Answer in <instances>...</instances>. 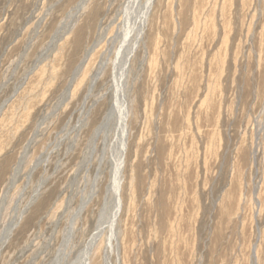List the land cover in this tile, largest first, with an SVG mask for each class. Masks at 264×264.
<instances>
[{
	"label": "rangeland",
	"instance_id": "374dc122",
	"mask_svg": "<svg viewBox=\"0 0 264 264\" xmlns=\"http://www.w3.org/2000/svg\"><path fill=\"white\" fill-rule=\"evenodd\" d=\"M126 2L0 0V239L24 212L0 264H79ZM150 24L128 77L136 201L128 166L120 256L91 264H264V0H154Z\"/></svg>",
	"mask_w": 264,
	"mask_h": 264
},
{
	"label": "bare ground",
	"instance_id": "6f19581e",
	"mask_svg": "<svg viewBox=\"0 0 264 264\" xmlns=\"http://www.w3.org/2000/svg\"><path fill=\"white\" fill-rule=\"evenodd\" d=\"M153 8H154V0H127L123 8L122 17L120 18V21L118 22L117 25L115 24L114 28L110 30L108 36H106L107 34L105 35V40H107L108 42L107 52H110V55H111V51H113L114 57L111 60L110 58L108 59V56L107 57L105 56L106 58L102 57L100 61V66L99 68L97 67L99 69V72L97 73L95 72L96 75H93L92 80L93 82H95L96 79L99 77L100 73L107 66L108 61L110 60V65H111L110 68L113 72L112 73L113 75L112 85H110L111 86L110 94H112V103H110L111 106L109 107L108 112L105 115H103L104 117L102 118L101 122L97 126L95 135L96 136L104 135L106 136L105 139H107L110 136V138L108 139L110 141V145H109L110 152L109 153L111 157L109 161L111 162L110 164L111 170L109 168L110 170L109 182L105 186L104 190L101 191V185L99 183L102 177L101 176L102 171L104 170L103 169L104 167L102 166V161H101V163L99 164V168H98L99 174L97 175L96 180L94 181V184L92 185V188L90 187L91 188L90 192L89 193L87 192L88 194L86 196L84 195L85 197L82 196L83 199L81 202V206L79 207L78 212L76 213L80 216V214H82L83 211L89 208L90 215L95 220L94 231L92 230L93 233H91V236L89 237L88 241H86L84 246H82L83 248L81 249L80 255L77 258V261L79 262V264H91L92 259H94L96 255H100L103 253H105V256H106L103 258H106L107 260V254H108L110 247H114L117 253V256H120L121 251H119V248H120L119 221H120V216L123 212V206H124L123 193H124L125 175H126L128 166L130 167L129 186H128L129 187L128 188L129 200L131 204H133L136 201L135 199L136 165L134 164L138 157V152L140 149L142 138L140 136L138 140L132 141L133 132H132L130 125H131V116L133 112H132V104L128 100V92L130 91V88H131V87L129 88V85H128V77H129L130 72L132 71L131 66H133L132 63H133V60L136 58L138 51L141 50V48L145 49V40H146L145 36L146 34H148L147 29L149 30L152 28V26H150L152 24V23L150 24V20H151ZM74 14H76V11ZM68 21L70 22V19ZM102 27L104 29V26ZM99 39H102V38H99ZM97 41L99 40L97 39ZM94 71H92V74ZM110 74H108V76ZM95 140H96V137H95ZM106 147L105 149H107ZM106 160L108 161V159ZM23 213L24 212L22 210L20 213L16 214V216L9 222V224L5 228L3 235L0 239V245L4 244L5 241L9 239L11 233L17 227L19 221L21 220ZM72 215H74V213Z\"/></svg>",
	"mask_w": 264,
	"mask_h": 264
}]
</instances>
